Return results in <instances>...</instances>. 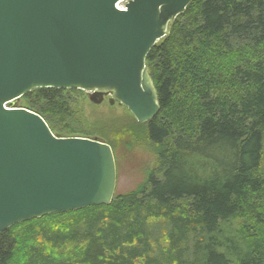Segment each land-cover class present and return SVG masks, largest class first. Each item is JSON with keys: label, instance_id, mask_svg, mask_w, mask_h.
<instances>
[{"label": "trees", "instance_id": "trees-1", "mask_svg": "<svg viewBox=\"0 0 264 264\" xmlns=\"http://www.w3.org/2000/svg\"><path fill=\"white\" fill-rule=\"evenodd\" d=\"M146 65L160 111L118 129L154 147L144 180L109 205L15 224L0 264H264V0H191ZM73 92L18 105L64 136L85 130Z\"/></svg>", "mask_w": 264, "mask_h": 264}, {"label": "water", "instance_id": "water-1", "mask_svg": "<svg viewBox=\"0 0 264 264\" xmlns=\"http://www.w3.org/2000/svg\"><path fill=\"white\" fill-rule=\"evenodd\" d=\"M0 0V234L23 221L109 205L112 147L59 136L18 107L37 88L79 89L124 105L139 123L160 111L146 57L191 0Z\"/></svg>", "mask_w": 264, "mask_h": 264}, {"label": "rangeland", "instance_id": "rangeland-1", "mask_svg": "<svg viewBox=\"0 0 264 264\" xmlns=\"http://www.w3.org/2000/svg\"><path fill=\"white\" fill-rule=\"evenodd\" d=\"M82 91L73 92L67 100L73 109L74 121L85 130L72 132L74 130L70 129V132L63 135L87 137L111 143L114 147L118 174L115 194L135 189L144 180L147 169L155 159L154 147L142 136L137 135L134 138L129 136V140L127 137L122 139L118 137V129L132 123L134 117L124 105L118 102L111 104L108 98L97 104L90 100L88 92ZM126 138L128 141H124ZM129 141H131L130 145H127Z\"/></svg>", "mask_w": 264, "mask_h": 264}, {"label": "flooded vegetation", "instance_id": "flooded-vegetation-1", "mask_svg": "<svg viewBox=\"0 0 264 264\" xmlns=\"http://www.w3.org/2000/svg\"><path fill=\"white\" fill-rule=\"evenodd\" d=\"M108 98V101H110V99L112 98L111 94L105 95V99Z\"/></svg>", "mask_w": 264, "mask_h": 264}, {"label": "bare ground", "instance_id": "bare-ground-1", "mask_svg": "<svg viewBox=\"0 0 264 264\" xmlns=\"http://www.w3.org/2000/svg\"><path fill=\"white\" fill-rule=\"evenodd\" d=\"M122 3L119 4V6H121Z\"/></svg>", "mask_w": 264, "mask_h": 264}]
</instances>
